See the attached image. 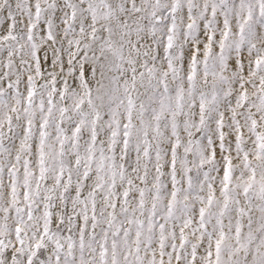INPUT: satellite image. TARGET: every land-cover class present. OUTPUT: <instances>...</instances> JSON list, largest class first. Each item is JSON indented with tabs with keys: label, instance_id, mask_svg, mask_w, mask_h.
I'll use <instances>...</instances> for the list:
<instances>
[{
	"label": "snow or ice",
	"instance_id": "1",
	"mask_svg": "<svg viewBox=\"0 0 264 264\" xmlns=\"http://www.w3.org/2000/svg\"><path fill=\"white\" fill-rule=\"evenodd\" d=\"M0 264H264V0H0Z\"/></svg>",
	"mask_w": 264,
	"mask_h": 264
}]
</instances>
